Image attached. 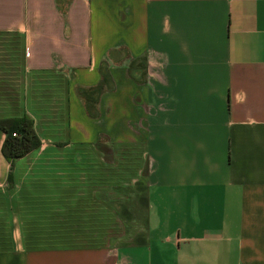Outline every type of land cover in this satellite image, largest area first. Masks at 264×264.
<instances>
[{"label": "crops", "instance_id": "0c3cea01", "mask_svg": "<svg viewBox=\"0 0 264 264\" xmlns=\"http://www.w3.org/2000/svg\"><path fill=\"white\" fill-rule=\"evenodd\" d=\"M24 114L0 264H264V0H0Z\"/></svg>", "mask_w": 264, "mask_h": 264}, {"label": "trees", "instance_id": "16d2710c", "mask_svg": "<svg viewBox=\"0 0 264 264\" xmlns=\"http://www.w3.org/2000/svg\"><path fill=\"white\" fill-rule=\"evenodd\" d=\"M99 87L98 85L91 89L98 91ZM90 101L92 102L89 99ZM90 106L88 104V108ZM0 130L4 133L0 152L10 164L14 158L27 153L39 144V138L32 126V119L28 115L0 118Z\"/></svg>", "mask_w": 264, "mask_h": 264}, {"label": "rangeland", "instance_id": "374dc122", "mask_svg": "<svg viewBox=\"0 0 264 264\" xmlns=\"http://www.w3.org/2000/svg\"><path fill=\"white\" fill-rule=\"evenodd\" d=\"M95 229L96 228H92V230H95ZM104 229H105V236L108 237V236H111L112 234L116 233V231L119 230L120 228H118V227L115 228L114 226H108V227L106 226ZM109 234H111V235H109Z\"/></svg>", "mask_w": 264, "mask_h": 264}, {"label": "built area", "instance_id": "2783aa9c", "mask_svg": "<svg viewBox=\"0 0 264 264\" xmlns=\"http://www.w3.org/2000/svg\"><path fill=\"white\" fill-rule=\"evenodd\" d=\"M12 134H14V133H12Z\"/></svg>", "mask_w": 264, "mask_h": 264}]
</instances>
